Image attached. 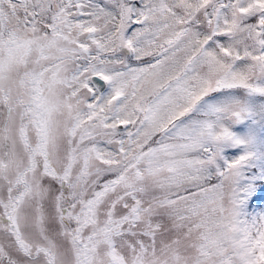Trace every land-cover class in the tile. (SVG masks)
I'll list each match as a JSON object with an SVG mask.
<instances>
[{"label":"snow or ice","instance_id":"snow-or-ice-1","mask_svg":"<svg viewBox=\"0 0 264 264\" xmlns=\"http://www.w3.org/2000/svg\"><path fill=\"white\" fill-rule=\"evenodd\" d=\"M0 264H264V0H0Z\"/></svg>","mask_w":264,"mask_h":264}]
</instances>
